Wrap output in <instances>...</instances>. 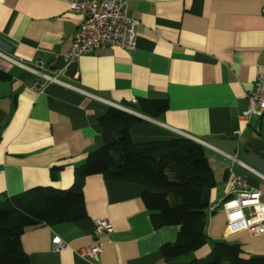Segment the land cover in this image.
<instances>
[{
	"label": "crops",
	"instance_id": "1",
	"mask_svg": "<svg viewBox=\"0 0 264 264\" xmlns=\"http://www.w3.org/2000/svg\"><path fill=\"white\" fill-rule=\"evenodd\" d=\"M129 8L139 21L134 49L98 48L67 64L82 14L63 0H0V81L12 82L0 96V200L37 186L72 188L76 169L103 144L98 120L112 102L130 108L139 98H166L169 108L157 117L141 113L131 134L135 142L182 135L205 143L216 179L210 240L165 259L161 247L177 240L179 226L155 228L141 185L97 174L84 181L87 218L23 233L30 264H205L213 240L264 255V234L228 233L226 212L213 208L229 197L233 174L264 191L255 172L264 175V114L243 116L248 91L264 75V0H131ZM15 61L59 72L66 84H47ZM97 219L114 229L96 258L83 257ZM55 237L67 244L63 250H54Z\"/></svg>",
	"mask_w": 264,
	"mask_h": 264
},
{
	"label": "trees",
	"instance_id": "2",
	"mask_svg": "<svg viewBox=\"0 0 264 264\" xmlns=\"http://www.w3.org/2000/svg\"><path fill=\"white\" fill-rule=\"evenodd\" d=\"M130 108L157 117L169 103L166 98H139ZM140 120L130 112L110 107L98 120L103 144L76 169L72 188L37 186L0 200V264H30L21 239L28 227L87 218L84 181L97 174L141 185L155 228L179 226L177 240L161 247L165 259L185 256L210 240L207 208L216 179L207 148L182 135L135 142L131 127ZM205 264H264V255L246 256L239 243L213 240Z\"/></svg>",
	"mask_w": 264,
	"mask_h": 264
},
{
	"label": "built area",
	"instance_id": "3",
	"mask_svg": "<svg viewBox=\"0 0 264 264\" xmlns=\"http://www.w3.org/2000/svg\"><path fill=\"white\" fill-rule=\"evenodd\" d=\"M63 1L69 4L71 12L83 15V21L74 33L71 48L64 55L67 64L75 63L82 55L98 48L121 47L132 50L136 47L139 21L130 15L129 1L131 0ZM15 62L40 75L47 84L52 82L66 84L59 78V72L48 74L20 61ZM247 97L249 106L243 112V116L264 114V75L257 78L255 86L248 91ZM137 102V100L133 101V103ZM111 104L125 111H134L117 103ZM226 155L233 160H238L237 157ZM255 172L264 179V175ZM229 194L227 200L213 207L215 209L222 207L226 212L227 232L234 234L246 230L252 235L264 234V191L250 189L242 175L233 174L230 178ZM248 211H250L249 214ZM94 225L96 240L91 246L79 250V254L83 257L96 258L103 249L102 236L111 233L114 229L113 223L106 219H97ZM66 246L67 244L59 237L54 238L55 251H61Z\"/></svg>",
	"mask_w": 264,
	"mask_h": 264
},
{
	"label": "water",
	"instance_id": "4",
	"mask_svg": "<svg viewBox=\"0 0 264 264\" xmlns=\"http://www.w3.org/2000/svg\"><path fill=\"white\" fill-rule=\"evenodd\" d=\"M12 90V82L11 81H0V96L9 95ZM129 112V111H127ZM130 113L136 115V116H142L141 113H138L136 111H130ZM197 142L204 144L203 141H200L199 139H195Z\"/></svg>",
	"mask_w": 264,
	"mask_h": 264
}]
</instances>
